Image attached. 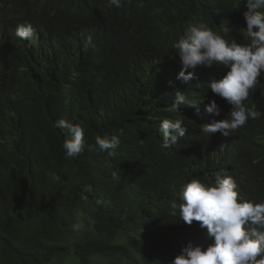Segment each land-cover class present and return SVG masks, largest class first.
I'll use <instances>...</instances> for the list:
<instances>
[{
  "label": "trees",
  "instance_id": "obj_1",
  "mask_svg": "<svg viewBox=\"0 0 264 264\" xmlns=\"http://www.w3.org/2000/svg\"><path fill=\"white\" fill-rule=\"evenodd\" d=\"M244 11L241 0H124L120 9L0 0V264H171L189 242H213L169 206L185 183L232 176L244 198L264 201V76L248 99L262 115L208 136L202 125L227 108L208 83L228 69L198 66L184 84L172 47L201 22L239 38ZM29 23L34 36L22 41L15 30ZM88 35L94 48L84 46ZM176 91L196 105L174 110ZM211 100L219 117L205 112ZM60 118L85 128L74 159L54 127ZM165 118L187 128L170 148L159 132ZM121 130L115 157L90 150L97 135Z\"/></svg>",
  "mask_w": 264,
  "mask_h": 264
},
{
  "label": "clouds",
  "instance_id": "obj_2",
  "mask_svg": "<svg viewBox=\"0 0 264 264\" xmlns=\"http://www.w3.org/2000/svg\"><path fill=\"white\" fill-rule=\"evenodd\" d=\"M124 0H106V7L120 9ZM246 26L239 38H224L207 24L189 25L172 47L178 53L181 70L176 79L190 84L198 66H224L228 69L223 77L208 83L212 93L223 98L226 113L223 119H212L202 125L201 131L208 136L216 133L224 137L258 119L262 113L248 103L250 92L257 88L264 76V0H241ZM35 29L29 24L20 25L15 36L22 41L31 40ZM84 46L95 47L93 36L85 38ZM192 69L193 71H188ZM172 83L171 81L169 82ZM192 105L184 93L176 91L173 109ZM205 112L213 117L221 115L216 100L205 105ZM54 127L64 135L62 148L66 159H74L85 150V128L64 118L54 121ZM164 148L176 145L186 136L187 128L181 120L165 118L159 123ZM120 134L95 138L90 150L116 155L121 144ZM115 175V173H113ZM175 192V189H173ZM98 203H100L98 201ZM173 214L178 211L183 222L191 225L197 221L206 229L213 242L206 248L193 247L189 242L171 264H264V201L244 198L232 176L217 177L212 184L193 178L182 186L176 197L169 202ZM95 221H90L94 223ZM73 231L84 227L82 222L72 224Z\"/></svg>",
  "mask_w": 264,
  "mask_h": 264
},
{
  "label": "rangeland",
  "instance_id": "obj_3",
  "mask_svg": "<svg viewBox=\"0 0 264 264\" xmlns=\"http://www.w3.org/2000/svg\"><path fill=\"white\" fill-rule=\"evenodd\" d=\"M104 261L107 260V259H103Z\"/></svg>",
  "mask_w": 264,
  "mask_h": 264
}]
</instances>
